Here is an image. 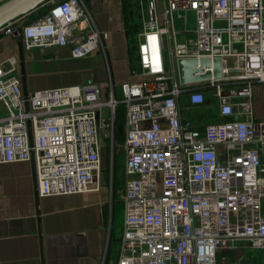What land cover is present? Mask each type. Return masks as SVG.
Returning <instances> with one entry per match:
<instances>
[{
  "label": "built area",
  "instance_id": "1",
  "mask_svg": "<svg viewBox=\"0 0 264 264\" xmlns=\"http://www.w3.org/2000/svg\"><path fill=\"white\" fill-rule=\"evenodd\" d=\"M145 2L137 79L121 84L119 95L111 86L106 101L96 83L23 94L16 60L0 66V164L32 161L40 196L98 190L101 129L113 132L121 104L117 264H216L220 247L239 244L264 252V0H163L161 13L157 0ZM42 6L29 21L26 14L2 25L0 35H19L26 50L68 46L75 58L103 46L107 33L84 0ZM177 58H220L221 77L181 84ZM254 83L262 87L260 118ZM207 93L222 119L201 126L182 119V100L200 107Z\"/></svg>",
  "mask_w": 264,
  "mask_h": 264
},
{
  "label": "crops",
  "instance_id": "2",
  "mask_svg": "<svg viewBox=\"0 0 264 264\" xmlns=\"http://www.w3.org/2000/svg\"><path fill=\"white\" fill-rule=\"evenodd\" d=\"M85 3L96 26L107 33V38L103 46L84 57L71 56L68 46L26 50L22 41L20 52L15 36L0 35V66L6 69L9 59L16 60L14 72L23 94L96 83L101 87V100L106 101L111 86L119 95L121 84L137 79L132 69L137 67L138 34L145 17V0ZM157 5L161 13L163 0H157ZM252 89L254 118H260L262 87L254 83ZM202 107L190 106L183 99L182 119H191L199 126L222 119L215 104ZM3 114L0 105V116ZM107 114L108 109L103 107L101 115ZM116 114L123 124L121 104L115 110L113 130ZM101 132L105 133L102 156L114 131L110 127ZM110 177L109 174L106 181L101 169L98 190L40 196L32 161L0 164V264H117L124 219L123 172L121 190L115 188ZM216 264H264V252L240 244L232 249L222 246L217 250Z\"/></svg>",
  "mask_w": 264,
  "mask_h": 264
},
{
  "label": "water",
  "instance_id": "3",
  "mask_svg": "<svg viewBox=\"0 0 264 264\" xmlns=\"http://www.w3.org/2000/svg\"><path fill=\"white\" fill-rule=\"evenodd\" d=\"M48 0H4L0 2V27L11 20L22 15H26L37 9L40 5ZM87 0H85L86 2ZM18 41L19 51L21 52V38L15 34ZM199 64L201 66H212V72L207 71L204 74L193 75L194 67ZM177 74L181 84H190L208 80L210 78L221 77V59L220 58H177Z\"/></svg>",
  "mask_w": 264,
  "mask_h": 264
},
{
  "label": "rangeland",
  "instance_id": "4",
  "mask_svg": "<svg viewBox=\"0 0 264 264\" xmlns=\"http://www.w3.org/2000/svg\"><path fill=\"white\" fill-rule=\"evenodd\" d=\"M188 28H193V14L188 12ZM216 24L222 25V22H217ZM135 70V67L132 71ZM206 103L203 104V109H206L208 104L211 103L212 105L215 104L214 100L210 96L209 93L206 95ZM184 112V110H182ZM188 119V118H187ZM192 121L191 119H188ZM193 122V121H192ZM114 136L107 139V142L104 146V154L101 156L100 160V168L103 170V173L106 176V181H108L109 174L111 175L110 181L114 183L116 189L122 188V170L124 164V153H123V124L122 121H118L117 114H116V121L114 124ZM118 191V190H117Z\"/></svg>",
  "mask_w": 264,
  "mask_h": 264
},
{
  "label": "trees",
  "instance_id": "5",
  "mask_svg": "<svg viewBox=\"0 0 264 264\" xmlns=\"http://www.w3.org/2000/svg\"><path fill=\"white\" fill-rule=\"evenodd\" d=\"M43 10H44V6L38 7L36 10L31 11L30 13L26 15V21L31 20L35 15L43 12ZM123 127H124V123H123Z\"/></svg>",
  "mask_w": 264,
  "mask_h": 264
}]
</instances>
